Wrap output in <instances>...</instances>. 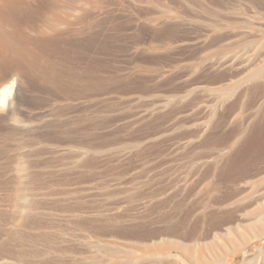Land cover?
Returning <instances> with one entry per match:
<instances>
[{
	"label": "rangeland",
	"instance_id": "1",
	"mask_svg": "<svg viewBox=\"0 0 264 264\" xmlns=\"http://www.w3.org/2000/svg\"><path fill=\"white\" fill-rule=\"evenodd\" d=\"M75 1L59 56L71 93L0 85L14 81L0 224L27 218L14 255L141 264L175 240L196 242L192 264H264V0Z\"/></svg>",
	"mask_w": 264,
	"mask_h": 264
},
{
	"label": "bare ground",
	"instance_id": "2",
	"mask_svg": "<svg viewBox=\"0 0 264 264\" xmlns=\"http://www.w3.org/2000/svg\"><path fill=\"white\" fill-rule=\"evenodd\" d=\"M89 1L90 0H88V2ZM77 4H76L75 0H0V85L8 77L16 75V76H19V77H22V78L28 80V82L30 83V85L34 89V91L38 92V93L41 92L42 88L47 89L48 92H51L54 95H57L59 93L60 94L61 93H71V90H72L71 89V81L69 80V77H67L68 79H66L67 75L64 76V74L62 72L63 70L61 68L62 64H61V61L59 59L60 58L59 56L61 54L60 52L62 50L61 41H62L63 37L65 36V38H66L67 37L66 35L68 34V33L66 34V32L61 28V26L65 25V26L72 28L73 26L76 25V23L78 21L81 20L82 17L74 18L75 17L74 16L72 18L73 13H75L73 10L77 9V7H76ZM88 21H89V19H88ZM89 22H91V20ZM85 23H82V24L85 25ZM88 25H91V24L89 23ZM88 25H86V26H88ZM79 28L80 27H78V29ZM82 28H83V26H82ZM87 29H88V27H87ZM73 30H75V29H73ZM75 31H77V28ZM86 31H88V30H86ZM73 33L75 34V32L71 31V33H69V35H71ZM82 34H85V33L83 32ZM82 34H81V31L79 32V30H78L77 35H82ZM73 35H71V36H73ZM74 36H76V35H74ZM87 36L88 35H86V36L83 35V37H87ZM89 36H91L90 39L89 38H87V39L85 38V39L86 40L89 39L88 42L90 44L92 41H95L96 39H94L92 37L93 36L92 34ZM83 37L81 39L82 41H83ZM106 37H105V39L108 38V37L107 38ZM74 38L72 37L71 39H74ZM92 38H93V40H92ZM79 39L77 40V38H76L75 40L71 41L70 43L73 45L74 48H76L75 50L80 52V55H81V53H85V48L88 47L89 44L84 45V42L79 41ZM103 39H104V37H103ZM108 42H106V43H108ZM62 43H64V42H62ZM93 43H92L91 47H93V45H95ZM100 43L102 44L101 41H100ZM100 43H98V44H100ZM64 44H66V43H64ZM71 44H67V45L71 46ZM104 45L103 44L101 46L99 45L101 47L100 49H102V46H104ZM65 47L66 46H64V48ZM109 47H110V45H109ZM64 48H63V50H64ZM70 48H72V47H70ZM74 48L71 50V52L74 50ZM88 49H91L93 51L92 48L88 47ZM65 50H64V52H65ZM66 52H68V51L66 50ZM87 53L88 52H86V54ZM69 54H72V56H74V53H69ZM92 54H93V52H92ZM62 56L64 58L67 55L64 56L62 54ZM76 56L79 59V56L78 55H76ZM76 56H74V57H76ZM83 56H85V55H83ZM91 56H93V55H91ZM83 59H84V57H82V60ZM68 60L69 59H67L66 61L69 62ZM71 61L73 62L72 58H71ZM71 61H70V63H71ZM73 83H74V81H73ZM13 87H14V81H12V83L9 86H7L6 88L1 89L0 101L3 104L6 103L7 98L11 94ZM1 121H2V117L0 118V125L3 122V121L2 122ZM20 191H21V189H20ZM25 201H27V200H25ZM24 207H25V205H24ZM17 215L18 214H16V216ZM24 216L25 215L23 214L20 217H18V216L13 217L15 219L7 222V224H5L6 223L5 222L3 224V226H2V224H0V226H1L0 227V261L12 258L17 264H36V262H34V261L31 262L34 259L30 260V258H28L30 256L27 255V253H24L25 250H24V252H23V250L19 251V253L17 255H14L17 252H14L15 249L13 247V244H14L13 240H14L16 234H18V233L21 234V232H19V231H21V229H25V226L27 225V218ZM262 220H264V217H262ZM258 221H260V220H257V222ZM257 225H258V223H257ZM259 228H261V227H259ZM255 229H258V228H256V226H255ZM44 232H45V230H44ZM253 232H256V231L254 230ZM46 235H44V236H46ZM154 244L155 243H153V244L152 243H144V244L140 245V247L144 248V249L146 248L145 250H147L148 247H150L151 245L153 247ZM157 245H161V250H162V254L160 253L161 255L160 254L157 255L159 257V259L156 261H149V262H146V260H140L141 264H189L188 263L189 261H191V264H192V257H193L192 256V250H194L196 247L195 241H194V243L193 242L192 243H179V241L177 242L174 240V241H168L167 243H164V244L160 243V241H159ZM167 250H169V251H167ZM172 250H177L179 253L174 254L171 252ZM28 254H30V253H28ZM142 254H143V252H142ZM193 255L195 256V254H193ZM141 256H142V259L148 257V255H147V257H146V255L145 256L141 255ZM195 258H196V256H195ZM139 259H141V258H139ZM188 259H189V261H188ZM198 259H200V258H198ZM203 260H205V259H203ZM203 260H201V259H200V261L198 260V262H199L198 264H205V263H203ZM105 261H107V260H105ZM102 263H104V262H102ZM206 263H207V261H206ZM217 263L218 262H216L214 264H217ZM230 263H231V259L228 258L226 260L224 259L219 264H230ZM261 263L262 262H260V263L257 262V264H261Z\"/></svg>",
	"mask_w": 264,
	"mask_h": 264
}]
</instances>
